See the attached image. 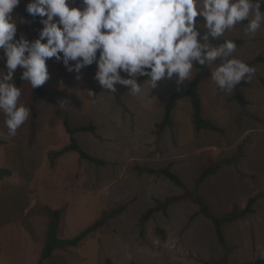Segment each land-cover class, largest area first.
Returning a JSON list of instances; mask_svg holds the SVG:
<instances>
[{
    "label": "rangeland",
    "instance_id": "1",
    "mask_svg": "<svg viewBox=\"0 0 264 264\" xmlns=\"http://www.w3.org/2000/svg\"><path fill=\"white\" fill-rule=\"evenodd\" d=\"M29 0H20L12 15L17 39L32 41V16L26 12ZM70 7L83 8L82 0H70ZM204 28V23H198ZM238 24L222 39L240 40L233 56L247 65L264 57V25L255 34L244 33ZM41 27L43 25L41 24ZM205 29V28H204ZM74 64V62H71ZM199 92L204 115L219 131L196 129L189 98L176 104L172 125L160 128L165 109L177 87L175 78L157 87L143 86L131 94L117 84L116 92L104 90L94 79V63L79 74L69 73L55 58L47 61L50 79L47 95L34 103L32 87L23 81L20 103L30 108L28 120L15 136L7 137L0 114V168L11 174L0 179V264H37L46 245L50 211L61 210L58 236L74 238L102 220L78 246L57 249L45 264H248L264 260V64L256 63L249 86L242 87L247 104L242 106L230 93L218 88L211 72ZM0 69L5 70L3 50ZM22 72L17 69L16 73ZM77 76L80 78L77 79ZM124 78H129L122 73ZM140 79V78H139ZM88 90L95 93L90 97ZM59 102L73 127L93 125L94 132H79L75 138L96 164L68 152L55 161L50 153L70 143ZM37 131L31 140V127ZM236 158L208 177L198 188L199 196L212 214L225 215L244 209L259 196L254 211L228 221L223 232L228 248L217 237L214 223L199 214V207L187 193L196 192V182L209 164ZM169 168L185 188L160 173ZM172 200L145 223L143 215L158 203ZM120 208L119 215H106ZM159 230L162 232L160 233Z\"/></svg>",
    "mask_w": 264,
    "mask_h": 264
},
{
    "label": "clouds",
    "instance_id": "2",
    "mask_svg": "<svg viewBox=\"0 0 264 264\" xmlns=\"http://www.w3.org/2000/svg\"><path fill=\"white\" fill-rule=\"evenodd\" d=\"M19 4L0 0V50L6 68L0 69V114L6 117L9 138L31 114L20 103L22 89L13 83L18 68L20 79L37 89L50 79L51 58L77 74L95 63L94 79L102 89L116 92L119 84L138 95L143 90L140 77H147L144 84L152 89L174 78L179 87L190 82L194 63L211 66L220 60L211 78L230 93L246 78L251 80L255 69L233 56L234 41L213 45L210 38L218 39L246 20L243 30L250 37L264 25V0H82L83 8L70 7V0H29L26 12L43 25L30 41L16 38L12 13ZM198 19L204 21L203 34Z\"/></svg>",
    "mask_w": 264,
    "mask_h": 264
},
{
    "label": "trees",
    "instance_id": "3",
    "mask_svg": "<svg viewBox=\"0 0 264 264\" xmlns=\"http://www.w3.org/2000/svg\"><path fill=\"white\" fill-rule=\"evenodd\" d=\"M261 11L264 12V4H262ZM198 23H204V21L202 19H198ZM247 23H248L247 20L242 22V24H247ZM197 27H198L199 31L201 32V34H203L207 31L206 29H204L198 25H197ZM32 29L35 30V36L32 40V41H34L35 39L38 38L39 32L42 29L39 17H37L35 19H33V17H32ZM225 40H230V39L218 38V39L212 40L210 38V42L213 45H219V44L223 43ZM234 42L236 44H240L242 41L234 40ZM98 55H99V53H98ZM214 63H221V61L217 60ZM256 63L264 64V57L258 56L256 59H254L248 65L252 66L253 64H256ZM194 67L197 69V74L194 77V79L192 80L191 84L189 86H187L186 88L182 89L180 92H175L171 96V99H170V101H169V103L165 109V115H164L163 123L160 125L161 129L165 128L167 126L169 127L172 125V117H173L174 110L176 108V104H177L178 100L181 98L187 97L191 101V106H192V110H193V120H194V124L196 126V129L199 131H201L202 129H207V130H215V131L220 132L219 127L217 125H215L211 120H209L205 117L203 101H202L201 94L199 92L201 82L205 78H207V76H209L210 71H209L208 65L201 66L198 63H194ZM21 73L22 72L16 73L15 77L13 79V83H16L17 87L21 86V84L23 82V80L20 79ZM146 79H148V78L147 77H140L141 82L146 80ZM262 83L264 85V79L262 80ZM247 86H249V82L247 80H243L240 84H238L234 88L235 91L233 93V99L236 100L242 106L247 104V100H246L245 96L243 95L241 88L247 87ZM45 95H47V91H46L44 85L41 86L40 88L32 89L31 98H32L34 103L39 102V100L42 97H44ZM59 105H60V110L63 113L64 126L66 128L67 133L70 135V143L60 150L51 152L49 154L51 157L50 159L52 161H55L56 159L65 155L68 152H77L80 155L81 159L89 160V161L96 163V164H103V161L99 160L98 158H96V157L90 155L88 152H86L79 145L78 141L74 137L75 134H77L79 132H94L95 126L87 125V126L73 127L70 123L68 114L66 112H64L63 103L59 102ZM36 131H37V126H36L35 121H33L32 127H31V140L32 141L35 138ZM235 161H236V158H227L222 162L209 164L208 166L205 167V169L203 170L202 174L200 175V177L198 178V180L196 182V188H197L196 192L187 193L188 196L192 197L195 204L199 207V209H200L199 214L204 215L207 219L211 220L214 223V225L216 227V233H217L218 240H219L220 244L225 249L228 248V245L226 243V239L224 236L223 225L225 223H227L228 221L237 220V219L244 217L245 215H247L249 213H252L254 211V205L257 203L259 196L257 195L255 197L251 198L248 205L244 209L239 210V211H233V212L229 213L228 215L226 214L225 218H223V216L219 217V216L212 214L210 206L199 196L198 188L208 177L216 174L218 172V170L221 167H223V165L232 164V163H235ZM148 172L160 173V174L164 175L165 177H167L169 180H171L178 187L185 188V184L183 183L181 178L177 174L173 173L168 167L164 168L162 170H159V171H156L153 169H148ZM10 174H11V171L8 168H0V179L5 177V176H8ZM171 201L172 200H169V201H166L163 203H158L155 207L149 209L143 215L141 222L145 223L146 221H148L153 216L154 213H156L158 211H161V210L165 211L167 206L171 203ZM122 209L123 208H120L116 211H113V212L107 214L106 219H110L111 217L119 215L122 212ZM50 214H51V221L49 223L48 230H47L46 245H45V247L41 253V257L38 260L37 264H45V262L52 257L54 251L57 249L63 250V249H68V248H73V247L78 246L91 232L97 230L103 223L102 220H98L95 224L88 227L87 229L82 231L80 234H78L74 238L62 239L58 236V229H59L61 219H62V211L61 210H53V211H50ZM159 232L162 233L160 230H159ZM107 264H112V263L110 262V260H107ZM248 264H264V260L255 261V262H251Z\"/></svg>",
    "mask_w": 264,
    "mask_h": 264
}]
</instances>
